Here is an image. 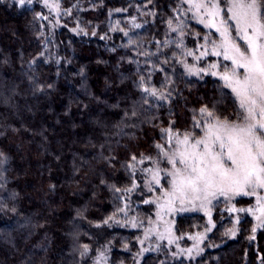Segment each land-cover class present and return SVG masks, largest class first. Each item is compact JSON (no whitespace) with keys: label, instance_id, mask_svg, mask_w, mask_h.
I'll list each match as a JSON object with an SVG mask.
<instances>
[{"label":"trees","instance_id":"16d2710c","mask_svg":"<svg viewBox=\"0 0 264 264\" xmlns=\"http://www.w3.org/2000/svg\"><path fill=\"white\" fill-rule=\"evenodd\" d=\"M59 5L55 16L0 0V264H135L140 229L127 219L152 215L143 170L167 146L162 130L199 136V110L230 119L236 99L182 68L206 34L182 0ZM213 219L197 258L137 264H264V224L251 238L246 215L228 238L230 218L217 207ZM204 227L199 213L175 220L185 244Z\"/></svg>","mask_w":264,"mask_h":264},{"label":"snow or ice","instance_id":"6c2138e0","mask_svg":"<svg viewBox=\"0 0 264 264\" xmlns=\"http://www.w3.org/2000/svg\"><path fill=\"white\" fill-rule=\"evenodd\" d=\"M24 2L20 0L21 4ZM182 2L188 5L186 11H193L199 23L219 33L220 41H211V54L231 61L232 67L228 70L225 66L224 72L213 71L211 74L219 75L224 87L231 89L234 94L238 102L239 123L227 118L221 120L212 111L202 107L199 111L205 123L201 125L197 121L194 127L201 128L203 136L193 140V133L186 132L181 139L180 134L172 129L162 130L168 134V140L175 139L177 145L171 154L160 145L156 146L172 165V170L168 172L172 177L171 191L165 193L170 211H174L171 205L175 201L183 205L185 201L203 198L210 203L209 196L215 198L219 194L231 199L229 193L255 195L257 189H264V0ZM233 25L235 36L244 41L246 48L233 39ZM205 40H208V36H205ZM208 54L204 51L197 59ZM188 55H192V52ZM218 67L216 63L210 65L211 69ZM238 69H243V73H239ZM188 70L192 72L191 68ZM152 95L156 93L153 91ZM157 177L158 172L154 173L153 179L159 184ZM257 202L262 213L258 219L260 224H264V197L258 196ZM255 230L254 227L253 232Z\"/></svg>","mask_w":264,"mask_h":264},{"label":"rangeland","instance_id":"374dc122","mask_svg":"<svg viewBox=\"0 0 264 264\" xmlns=\"http://www.w3.org/2000/svg\"><path fill=\"white\" fill-rule=\"evenodd\" d=\"M18 2L20 3V0H18ZM35 2L40 3L48 12L54 14L55 16L60 13L61 9L59 0H25L23 4L30 5ZM183 4L185 5V10H187L188 5L186 3ZM55 5H58V7H55ZM186 12L192 21L204 27L203 24L198 22V18L193 15V11ZM205 30L206 34L202 36L196 35L195 42H193L190 48L185 49L184 56L180 60L184 71L193 76L207 74L213 76L211 74L213 71L222 73L226 70L225 66H227L228 70L232 67L231 61L224 60L222 56H213L211 54L213 50L211 41L218 43L220 41L219 33L210 28H205ZM232 35L236 43H238L242 48H246L244 41L235 36L234 25ZM205 36H208V40H205ZM204 51H207L209 54L201 59H197V57H200L201 53ZM189 52H192V55H188ZM212 63L218 64L219 67L217 69H211L210 65ZM185 65L188 67L186 68ZM189 68L192 69V72H189ZM199 69H204L205 71H198ZM237 71L241 74L243 73V69H238ZM213 77L219 79V75ZM220 81L224 84L222 80ZM238 111V102L236 101V107L230 111L231 118L228 120L239 123L237 118ZM201 136H203V131L199 136H193V140ZM180 137L182 139L183 134H180ZM166 145V147H163V150L169 154H171L177 147L175 139L171 141L167 139ZM171 170L172 165L167 162V158L163 156L161 150L160 158L152 161L148 167L143 170L144 188L148 194L146 201H149V203L153 206V210L151 217L144 223L134 216L127 219L128 226L140 229L137 237L138 250L134 259L135 264L140 261L141 257L148 253H163L162 256L168 261L180 259L190 260L197 258L203 252L204 243L216 225V222L213 219V214L217 207L231 220V223L227 227L225 233L228 238H233L237 235L239 222L246 215H248L252 220L251 238L254 237L257 230L263 225L260 224V220L258 219L262 213L259 211L260 205L257 202V197H264V189H257L255 195H234L233 193H229L228 195L231 199L219 194H217L215 198L209 196L208 200L211 201L210 203L203 198L191 202L185 201L183 205H181L179 201H175L171 205L174 211H170L167 203L168 197L165 193L171 191L172 177L168 175V172ZM156 172H158L157 179L159 180V184H157L153 179V175ZM240 197H251L253 201L250 204L239 205L235 201ZM228 209L236 210L228 211ZM239 209H245L246 211H238ZM249 209H251V211H248ZM191 213L202 214L205 218V227L189 234V242L185 244L175 232V220L178 215ZM208 213H210V216ZM209 220H211V223H209ZM254 227L256 228L255 232H253ZM169 241H171V243ZM102 257L104 256H101L100 258Z\"/></svg>","mask_w":264,"mask_h":264}]
</instances>
